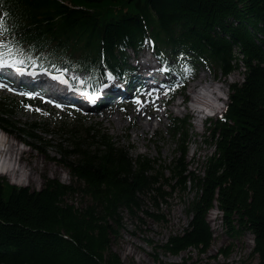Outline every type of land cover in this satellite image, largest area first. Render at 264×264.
<instances>
[{"label": "trees", "instance_id": "16d2710c", "mask_svg": "<svg viewBox=\"0 0 264 264\" xmlns=\"http://www.w3.org/2000/svg\"><path fill=\"white\" fill-rule=\"evenodd\" d=\"M0 18L9 29L5 40L24 52L25 66L83 71L77 86L91 91L109 75L132 82L138 67L131 57L143 51L168 77V100L183 94L200 68L222 75L240 69L243 76L228 85L223 113L205 127L214 150L197 172L185 162L186 117L169 118L177 155L164 166L133 158L98 123L60 121L66 145L58 143L55 161L69 182L45 177L33 189L0 177V264H124L113 249L124 214L164 222L159 207L175 190L191 193L189 219L163 242L146 240L154 261L199 264L190 256L163 262L158 255L205 254L215 239L206 215L215 208L231 239L251 235L250 255L264 264V0H0ZM31 101L0 99V129L47 144L35 134L38 122L13 119ZM146 201L154 211L144 208ZM232 245L218 253L228 258Z\"/></svg>", "mask_w": 264, "mask_h": 264}, {"label": "rangeland", "instance_id": "374dc122", "mask_svg": "<svg viewBox=\"0 0 264 264\" xmlns=\"http://www.w3.org/2000/svg\"><path fill=\"white\" fill-rule=\"evenodd\" d=\"M132 61L131 57L130 62L132 63ZM136 62L140 64L138 60ZM141 64L146 65L143 58H141ZM153 66L154 69L157 68L155 62L152 63ZM71 73L75 83L82 82L86 76L85 72L73 74L71 71ZM200 75L203 76L201 83H211L212 85L208 91L201 88V96L189 89L190 84L194 83ZM242 77L240 69L222 75L217 71L200 68L196 77L189 80L184 88V93L188 98V103L184 104L179 103V96H175L168 103H163L164 86L162 84H158L157 87H141L139 92L135 90L136 88L133 90L134 86H132L126 89L124 93L126 97L120 101L110 100L104 106L96 109L70 110L67 107H57L59 104L48 102L45 96H34L32 105L28 104L26 106L29 107L15 110L13 119L21 125L25 122H38L40 129L35 131V134L48 142L41 144L37 140L14 135L0 129V148L9 147L7 155H0L2 169L8 168L6 173L0 169V177H4L6 181L14 185L29 186L33 189H39L45 177L56 178L65 183L69 182L70 177L67 170L55 161L59 158L58 143L66 145L64 136H59L56 125L60 121L72 123L76 117L83 118L86 124L95 122L101 128L108 130L114 140L124 146L133 158L138 155L146 156L155 159L163 166L177 155L176 143L168 132L169 118L186 117L189 123V138L185 162L190 170L200 171L203 159L212 153L214 147L209 133L201 127L205 115L198 112V109L204 108V111H209L216 108L219 100L222 99L221 96L227 95L228 85L232 82H241ZM120 84L113 81L115 86L109 87L108 90H112L114 87L119 88ZM121 85L123 88L126 86V84ZM11 87H9L12 89L11 91L8 90L9 88H0V99H7L10 102L21 101L24 98L21 93L24 92ZM192 96L193 100H191ZM148 98L152 100L153 105L143 107ZM138 100L140 103H137ZM136 104L139 106L134 107ZM146 122H149L150 125H147ZM207 122V125H210L209 120ZM40 123H48V125L44 127ZM141 125L146 126L144 132L141 130ZM24 141L30 142L32 146ZM163 173L164 175L168 174L165 169H163ZM190 197L189 190L172 192L167 202L161 204L158 210L165 216L164 222L155 221L150 217H143L144 221L140 222L137 219L132 220L124 214L125 227L122 229L118 241L113 244V249L118 252L123 263L158 264L153 260L150 254L151 248L146 240L150 239L155 243H160L165 241L170 234L181 232L189 219L186 205ZM144 208L154 211L148 201L145 202ZM206 219L214 232L215 239L205 254L199 255L194 249H189L178 256L159 254L158 258L163 262H177L183 256H190L199 264H256L257 259L250 255L253 246L250 234L246 233L241 238L231 239L224 232L218 210L215 208L208 211ZM230 243L233 245L228 258L218 253L219 248Z\"/></svg>", "mask_w": 264, "mask_h": 264}, {"label": "snow or ice", "instance_id": "6c2138e0", "mask_svg": "<svg viewBox=\"0 0 264 264\" xmlns=\"http://www.w3.org/2000/svg\"><path fill=\"white\" fill-rule=\"evenodd\" d=\"M9 29L6 26L5 20L0 18V69L3 68H14L17 72H22V68L19 65H23L25 60L22 58L24 56V52L16 46L13 41H6L4 37L8 33ZM109 79H115L109 75ZM8 86L5 83H0V88H7ZM108 87V85H105ZM11 91L12 89H8ZM21 95H27L26 93H21ZM137 103H140L138 100ZM29 107V106H26ZM59 107V105H57ZM39 111V109H36Z\"/></svg>", "mask_w": 264, "mask_h": 264}, {"label": "bare ground", "instance_id": "6f19581e", "mask_svg": "<svg viewBox=\"0 0 264 264\" xmlns=\"http://www.w3.org/2000/svg\"><path fill=\"white\" fill-rule=\"evenodd\" d=\"M202 78H203V76L200 75L198 77V79H195L194 83H191L190 84V87H189L190 91H193L197 95H200L201 94V90L202 89H205V90L208 91V90H210L209 87L212 86L211 83H201V79ZM193 98L194 97L192 96V99L191 100H193ZM146 105H149V106L153 105L152 104V100L150 98H148V101L146 102V104L143 105V107L146 106ZM138 106H139V104H136L134 107H138ZM192 110H193V108H192ZM194 111H195V109H194ZM198 112H200L202 114L204 112V108L198 109ZM146 123H147V125H150L149 122H146ZM141 130L144 132L146 130V126L145 125H141ZM8 152H9V147L0 148V155H4L5 156V155H7ZM0 166H1L0 169H2L3 168L2 165H0ZM2 171L6 173L8 171V168H5V170L2 169Z\"/></svg>", "mask_w": 264, "mask_h": 264}]
</instances>
